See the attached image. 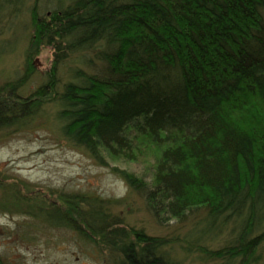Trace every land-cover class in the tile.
I'll use <instances>...</instances> for the list:
<instances>
[{
    "label": "trees",
    "instance_id": "trees-1",
    "mask_svg": "<svg viewBox=\"0 0 264 264\" xmlns=\"http://www.w3.org/2000/svg\"><path fill=\"white\" fill-rule=\"evenodd\" d=\"M22 16L31 27L27 54L49 47L52 63L27 96L20 88L34 71L30 55L24 73L0 85V131L52 104L62 135L95 161L148 162V176L111 170L157 225L192 218L205 233L227 227L230 239L209 256L258 260L264 0H0L10 25ZM63 197L72 211L84 204L86 228L115 253L112 264H183L166 237L125 231L107 212L125 199ZM61 210L47 211L49 220L80 230Z\"/></svg>",
    "mask_w": 264,
    "mask_h": 264
},
{
    "label": "rangeland",
    "instance_id": "rangeland-1",
    "mask_svg": "<svg viewBox=\"0 0 264 264\" xmlns=\"http://www.w3.org/2000/svg\"><path fill=\"white\" fill-rule=\"evenodd\" d=\"M13 23L0 17V85L20 77L30 55L34 71L20 88L27 96L43 81L52 54L49 47L27 54L31 27L25 16ZM125 161L100 164L69 141L60 132L52 104L21 125L0 131V260L4 264H112L115 253L86 228L84 204L72 211L63 197L67 192H89L103 199H125L107 212L123 222L125 231L142 229L148 235L166 237V249L183 264H223L206 250L226 244L231 237L228 228L205 233L199 225L193 226L192 218L181 225L173 220L157 225L141 197L129 194L126 183L111 170L115 166L148 176V162ZM53 208L71 211L70 221L80 230L53 224L47 216ZM258 256L249 264H264V250Z\"/></svg>",
    "mask_w": 264,
    "mask_h": 264
}]
</instances>
